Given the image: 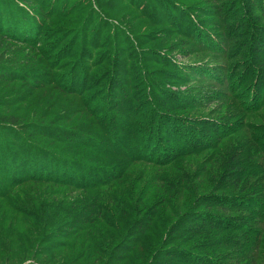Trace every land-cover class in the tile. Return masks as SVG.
<instances>
[{
	"label": "rangeland",
	"instance_id": "1",
	"mask_svg": "<svg viewBox=\"0 0 264 264\" xmlns=\"http://www.w3.org/2000/svg\"><path fill=\"white\" fill-rule=\"evenodd\" d=\"M0 29V264H264V0H0Z\"/></svg>",
	"mask_w": 264,
	"mask_h": 264
},
{
	"label": "trees",
	"instance_id": "2",
	"mask_svg": "<svg viewBox=\"0 0 264 264\" xmlns=\"http://www.w3.org/2000/svg\"><path fill=\"white\" fill-rule=\"evenodd\" d=\"M3 34V31L0 29V35ZM3 36V35H1ZM1 75H4L2 73H0ZM164 123L163 122L161 125L159 124V126H161L160 129H158V132L161 131V130H164L165 134H167V140L168 138H170L171 136L175 135L176 133H182L183 137L185 136L186 138H188L192 143H196V141L198 140V138H201V135L196 132L198 131L197 129H194L196 131H190V129L186 128V127H182V124L181 123H171L169 122L167 127L164 126ZM2 125V124H0ZM10 126V125H9ZM22 131V130H21ZM127 133L132 136V135H135L136 133L139 135L138 139H135L134 140V147L132 148L134 151L137 150V154H134L135 157H139V156H143V158L145 157L146 153H145V150H148V140H147V137L145 135L142 134L141 132V129L140 128H134L133 129H128L126 130ZM3 132L6 133L7 136H10V132H9V129H3ZM141 135V136H140ZM152 135V131L151 133L148 135V136H151ZM1 136H4L3 133H1ZM193 138H196V140L194 141ZM161 139V137H160ZM188 141V145L190 146V141ZM130 143V142H128ZM140 144L141 145V150L136 146V144ZM131 144V143H130ZM151 146L155 147V151L154 153L156 152H161L162 151V156H159V155H156V157H153V156H149L147 157L146 159L147 160H151V161H155V162H158V163H162V164H165L167 163L170 158H172L171 156V152H169L165 146L163 144H161V142H157V145L155 142H152L151 143ZM5 146H1V148H4ZM131 149V150H132ZM142 154H141V153ZM180 152H178L177 154H179ZM181 154V153H180ZM2 168H6L8 171H10V174L16 170H18L19 168L16 166L14 167V165H11V163L7 160V159H2L0 158V169ZM68 182L67 183H70V185H74L75 187H80L82 190H85L86 189V186L88 185L87 183L84 182V180L82 181L81 179H78L77 177H74V175L71 173V171H69V174H68ZM57 180V179H55ZM87 184V185H86ZM252 214H255V215H258L257 212H252ZM173 256L175 254V251L171 253Z\"/></svg>",
	"mask_w": 264,
	"mask_h": 264
}]
</instances>
